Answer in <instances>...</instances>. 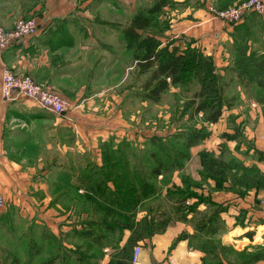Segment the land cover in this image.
I'll return each instance as SVG.
<instances>
[{
    "label": "crops",
    "instance_id": "1",
    "mask_svg": "<svg viewBox=\"0 0 264 264\" xmlns=\"http://www.w3.org/2000/svg\"><path fill=\"white\" fill-rule=\"evenodd\" d=\"M44 1L0 0L2 27L12 30L19 19L34 18L39 24L38 32L27 43L0 55V194L6 209L20 212L32 230L36 222L42 223L57 246L76 249L66 238L74 234L81 244L83 239L92 242L80 232L87 222L102 220L99 205H113L90 191L92 175L112 167L111 155L117 152L130 157L134 173L132 160L143 152L133 149L128 141L123 150L126 154L120 148L105 147L111 138H117L112 133L114 125H122L121 121L125 125L115 104L122 101L123 84L138 61L134 40L81 36L76 28L83 25L77 21L82 16L76 8L67 10L66 0H47L45 6ZM173 1L171 33L175 46L181 50L198 48L224 77L221 116L216 123L208 122L210 147L188 152L191 162H197L196 156L200 160L207 155L216 165L217 174L204 168V194L209 208L220 210L221 229L210 239L218 238L221 243L194 244L192 237L198 232L194 213L188 215L186 224L154 218L157 230H150L149 235L139 238L133 230L125 229L120 241L117 236L118 240L101 246L105 253L102 260L108 258L103 263L115 264V255L127 250L128 264H264L260 211L264 198V69L253 72L251 67L240 66V61L249 66L258 59L264 61V14L250 13L242 24L232 27L215 18L210 7L224 10L242 0ZM4 67L50 85L76 110L62 117L25 97L16 95L5 101ZM259 89L261 95L255 97ZM107 185L115 190L112 182ZM125 186L131 185L127 182ZM84 203L90 205L89 210ZM150 213L139 210L137 226L144 220L148 223ZM137 248L141 250L134 262ZM227 248L243 259L224 257L221 250Z\"/></svg>",
    "mask_w": 264,
    "mask_h": 264
},
{
    "label": "rangeland",
    "instance_id": "2",
    "mask_svg": "<svg viewBox=\"0 0 264 264\" xmlns=\"http://www.w3.org/2000/svg\"><path fill=\"white\" fill-rule=\"evenodd\" d=\"M35 1L39 2L40 0ZM46 2L47 0L44 1V6ZM162 4L163 6L160 7ZM66 8L67 10L76 8L81 13L82 18L77 21H81L83 25L76 28V32L81 36L109 37L117 41V39L125 36L123 30L130 26L135 17H138L143 26V29L138 30L139 34L144 38H151L156 44L163 42L157 47L160 54H167L175 47L187 53V49L181 50V47L175 46V39L171 33L173 0H66ZM135 46V59L138 56L142 57L149 54L148 45L144 47L142 43L136 40ZM195 50L200 51L196 47ZM203 56L204 58L200 60L202 63L198 67L195 66L196 61L194 60H199V57L188 56L185 59L182 64L185 72L184 79L164 93L158 102L148 98V92L145 90L151 73H142L137 62L135 70L131 71L132 75L129 80L127 79L128 81L123 84L125 86L122 87V89L124 88L121 93L122 101H117L115 104L116 112L120 111L124 116L125 125L122 121V125L118 123L114 125L112 133L117 138H111L113 140L105 145L106 149L112 150L114 147L120 148V150L126 149L125 145L128 141L133 145V149L143 151L140 156H136L132 160L134 170L140 175L147 172L148 184L156 186V189L160 191L159 194L155 193L150 197L147 202L144 201L139 204V200H132V211L129 208V213L122 211L124 208L120 206V202L117 203V199L114 203L115 217L112 222H115L119 227L131 224L137 227L136 220L139 210L147 209L151 212L152 218L148 223L147 221L139 222L138 232L140 236L149 235L150 230L152 232L157 230L154 226V218L185 223L188 215L194 211V224L197 225L202 221L204 215H211L214 212L213 209L209 208L210 202L207 201L204 194L207 176L203 173L206 167L204 162L212 157L204 159L200 157L199 160V157L196 156L197 162L194 163L191 162L192 155L187 152L192 148L197 151L210 147V125L206 121L204 112H197V107L203 100L199 96L203 87L207 85L205 98L209 102L215 104L219 99L222 100L219 91L214 90V87L218 88L219 77L222 78L220 80L222 86L224 77L215 62L212 60L211 62L207 60V56ZM260 60L255 61L252 66L247 65L249 64L247 61H240V66L245 65L251 67V71L258 72V69H264V61ZM253 79L256 81V77ZM214 81L215 84L210 87L209 84ZM128 87H130L129 91L127 90ZM260 91L261 89L255 97L261 95ZM17 96L33 100L23 94ZM215 110L212 107L211 112ZM195 135L200 136L202 141L187 149L185 147L187 139H191ZM176 156L177 159L174 160ZM233 164L231 162V165ZM173 165L174 167H172ZM130 167L128 163L121 165L119 169L123 173H120V176L124 177L125 174L128 177ZM160 168L164 170L159 176L151 175V171L160 170ZM125 183L126 179L124 178L119 184L124 185ZM175 183H181V185L172 186ZM166 185L170 188H167ZM185 201L187 202L185 205L181 204ZM201 205L206 206V209H203ZM83 206L89 210V204L84 203ZM6 207L0 211V264H104L103 262L108 260V258L102 260L105 253L102 251L101 245L85 239L81 244L80 239L74 234L66 239L76 249L64 248L62 245V247L57 246L50 236L48 227L44 229L45 226L42 223L36 222L35 228L32 230L20 212L8 211ZM109 208L110 203L108 206H98L100 210L98 216L102 217V220L100 219L98 222L106 221L103 216L105 217V210ZM93 218L95 219V217ZM109 220H111L110 214ZM210 237L202 233L196 234L192 238L195 245L202 247L221 243L218 238L210 239ZM61 239L63 240L62 237ZM95 244H97L96 247ZM221 252L224 257L230 258L232 261H240L242 258L228 248L221 250ZM217 255L218 251L216 250L215 256L217 257ZM121 257L126 258V253L122 252Z\"/></svg>",
    "mask_w": 264,
    "mask_h": 264
},
{
    "label": "trees",
    "instance_id": "3",
    "mask_svg": "<svg viewBox=\"0 0 264 264\" xmlns=\"http://www.w3.org/2000/svg\"><path fill=\"white\" fill-rule=\"evenodd\" d=\"M162 6L163 4L160 5V7ZM142 27L143 26L140 24V19L138 17H135L132 20L130 26L123 30L124 31L123 33L125 34V37L129 38L130 40H134V42L136 40L139 41L140 43L143 44L144 47L148 45L149 54L148 55L146 54L145 56L142 57L138 56L136 57V60L138 61V64L141 67L142 73H146V72L151 73V77L148 83L145 85L146 86L145 90L148 92L147 94L148 98L152 99L155 102H158L164 93H166L172 86L178 85L182 81V79H184L185 72L182 68V64L185 61V59L188 56L191 57L196 56L197 58L199 57V60L196 59L194 60L196 61L195 66L198 67L199 64L202 63L200 60L204 58V56L200 51H196L195 48H192L191 46L187 48L186 50L187 53H184L175 47L172 51H170L167 54L164 55L163 53L160 54V52L157 50V47L161 45L163 42L156 44V42L153 41L151 38L142 37L138 32V30L143 29ZM207 60L211 61L212 59L207 57ZM218 79L219 81H217V85L219 86L218 88L214 87V90L219 91L222 100L219 99L220 101L218 100V102H215V104L209 102L207 98H205L207 95V87H206L207 85L203 87L199 95L200 97L203 98V100L200 102L199 106L197 107V112H204V114L206 115V121L209 123H216L219 120L222 113V106L224 99L223 90H222L223 88L220 85L222 83L220 82L222 78L219 77ZM214 84L215 81L209 84V86L211 87ZM212 107L216 109L214 112L213 111L211 112ZM193 137L191 139H187V143L185 145L187 149L196 146L202 141L201 137L198 135H195ZM127 147L128 146L125 145V148ZM123 150L122 152L126 154ZM187 152L189 151L187 150ZM203 156H206L204 158L210 157L207 155H203ZM120 158H122V160H120ZM111 159L114 161L112 167H108L92 175L91 181L94 182V185L92 188H90V191L100 195L102 198L109 200L110 202L113 203V205H110V208L108 210H105L107 212V216L105 213L106 221L98 222L97 220V221L87 222L84 226L85 228L83 229V231L80 232L82 236L91 239L92 242L97 243L98 245H101L103 247L114 239L115 240L119 239L118 241H120L122 238V232L125 229L133 230L135 233L134 234L135 237H139V238L141 237L138 232L139 226L135 227L131 224V225H123L119 227L115 224V222H112L113 218L115 217L114 203H116V199H117V203L120 202V206L124 208L122 211H124L125 213H129V208L130 211H132L131 210L132 200L137 199L139 200V204H140L146 200L147 201L150 200V197H152L155 193L158 194V190L156 189V186L154 185L151 186V184H148V181L146 180L147 172L143 175H140L139 172L137 171H135L134 173H131V171H129L128 175L130 177L125 176V174L124 177L120 176V173H123V171L119 169L120 166L127 163L130 166L131 163L130 157L126 155H122L120 154V152H117L115 153V155H111ZM175 159H177V156L174 157V160ZM204 163L206 164V168H208V170L210 168L211 173L217 174V168H215L216 165L214 161H212V159L211 161L209 159ZM172 167H174V165ZM162 170L164 169L160 168V170H155L153 172L151 171V175L154 174V177L159 176ZM124 178L126 179V183L124 185L119 184ZM109 182H112L115 185V190H111L109 188V186L107 185V183ZM127 182H129V184L131 185L129 188L125 186ZM186 203H187L186 201L181 202V204L183 205H185ZM219 212L220 210L216 209L211 215H204L202 221L196 225V230L198 231L197 234L200 235L203 233V234H207L208 236L216 235L221 229V222L219 221L218 218ZM109 214L111 220H109ZM117 235L119 236L118 239H117ZM122 252L126 253V258L121 257ZM127 257H128L127 250L118 252L114 258L116 260L115 264H124L125 262L126 264H128Z\"/></svg>",
    "mask_w": 264,
    "mask_h": 264
},
{
    "label": "built area",
    "instance_id": "4",
    "mask_svg": "<svg viewBox=\"0 0 264 264\" xmlns=\"http://www.w3.org/2000/svg\"><path fill=\"white\" fill-rule=\"evenodd\" d=\"M210 13L226 24L236 27L242 24L250 13L264 14V0H244L224 10L212 6ZM38 30L39 24L34 18L19 19L12 30L0 25V55L12 47L27 43ZM18 94L35 100L41 108L57 116L68 117L76 110L67 99L54 91L50 85L39 84L28 75L16 74L12 69L4 67L2 72L3 99L10 101ZM6 205L4 196L0 194V211L4 210ZM260 211L264 220V198L260 202ZM140 250V248L136 249L134 262H137Z\"/></svg>",
    "mask_w": 264,
    "mask_h": 264
}]
</instances>
